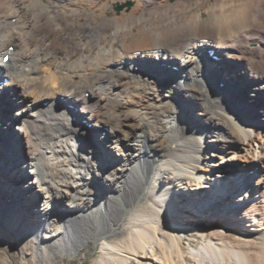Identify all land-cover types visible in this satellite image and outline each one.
<instances>
[{"label": "bare ground", "instance_id": "obj_1", "mask_svg": "<svg viewBox=\"0 0 264 264\" xmlns=\"http://www.w3.org/2000/svg\"><path fill=\"white\" fill-rule=\"evenodd\" d=\"M175 1L0 0V264H264V0Z\"/></svg>", "mask_w": 264, "mask_h": 264}, {"label": "rangeland", "instance_id": "obj_2", "mask_svg": "<svg viewBox=\"0 0 264 264\" xmlns=\"http://www.w3.org/2000/svg\"><path fill=\"white\" fill-rule=\"evenodd\" d=\"M47 1V0H45ZM208 0H187V3L189 5H191V7L193 8H198L200 9V12L202 13V15L204 17H208L209 13L208 8L206 7V4ZM177 2L175 0H168V4L169 6L172 7V9L175 10V6ZM119 6L118 5H110L108 7L107 13H108V21L103 22L102 24H100V20L98 17H95L94 19L90 16H87V12L85 13V16L83 17H76L75 20H73V23L70 25V27L68 29L65 28V25L68 23L67 20L65 19V15L63 14V10H59V15H58V23L62 26L63 31L61 32L62 35L64 36H68V34H75V40L77 43L79 42H86L88 40V35L89 32L92 30H98L101 29L103 31V35L102 38L107 37L112 29H113V18L115 17V15H117L120 10H119ZM170 12V10H168ZM87 19L92 23V27L91 29L89 28V25L87 24ZM88 29V30H87ZM55 39L57 40L58 37H55ZM55 39H52L53 41ZM116 78H119L118 74H115ZM222 84L225 85V83L221 82ZM221 87V84H220ZM245 88H242V90L240 91L241 94V100L244 101L246 103V106L249 107V103L248 100L250 98V96L248 95V92L245 91ZM148 92L150 93V91L148 90ZM88 94V95H87ZM86 94V97L89 98V93ZM248 95V96H247ZM254 109H252L253 111ZM171 111V109H170ZM255 111V110H254ZM183 112L185 114L188 115H192L193 113V108L191 107H186L183 109ZM256 113H261L259 111L258 108H256ZM78 114V113H77ZM17 128V126H16ZM17 133H21V130H16ZM15 139H19L17 137H15ZM15 144L16 141H14ZM14 144V145H15ZM14 151H16V145L14 146ZM13 154V153H12ZM63 161H59V164H62ZM10 170H7V175L10 173ZM22 181V178L21 180ZM16 186H18V182L15 183ZM2 197H3V201L1 202V206L3 207V211L4 212H11L14 210H23V206H25V201H29V199H31L29 197V193H23L22 195L18 194V193H13L11 192L9 189H1L0 190ZM24 203V204H23ZM7 213L8 214H10ZM211 215L210 212H206L204 217L207 218ZM20 241L23 243L25 241V237H21L19 239V241L14 240L13 246H14V255L12 256V260H10V264H21V260L25 259L26 261L29 262V264H42V258L37 254H34L33 251L31 249H28L27 251H25L22 253L20 251L19 248H21V244ZM202 239L200 237H197L196 240L192 241L191 245L192 248H196L198 249L199 247H201L202 245ZM186 250H189L188 247H186ZM99 251H100V246L95 247L94 245H90L88 246V248H86V250L84 252H82L78 257L71 259L69 256L67 255H63L62 257H58L57 259L55 258H50V261L52 264H99ZM24 254V255H23Z\"/></svg>", "mask_w": 264, "mask_h": 264}, {"label": "water", "instance_id": "obj_3", "mask_svg": "<svg viewBox=\"0 0 264 264\" xmlns=\"http://www.w3.org/2000/svg\"><path fill=\"white\" fill-rule=\"evenodd\" d=\"M120 9V8H119Z\"/></svg>", "mask_w": 264, "mask_h": 264}]
</instances>
